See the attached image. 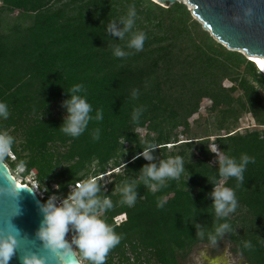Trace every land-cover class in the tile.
I'll use <instances>...</instances> for the list:
<instances>
[{"label":"trees","instance_id":"trees-1","mask_svg":"<svg viewBox=\"0 0 264 264\" xmlns=\"http://www.w3.org/2000/svg\"><path fill=\"white\" fill-rule=\"evenodd\" d=\"M132 4L137 12L133 31L147 37L139 52L125 47L127 36L118 40L103 31ZM0 5L32 16L29 25L13 23L0 32V101L10 112L0 120V132L14 138V161L4 160L10 171L24 161L25 174L34 173L39 188L47 189L44 203L52 194L66 196L69 183L124 164L108 188H101L113 207L100 216L121 237L105 264H179L196 246L211 245L207 236L195 235L193 225L212 231L217 223L206 178L218 167L208 150L213 136L225 154L254 158L243 185L236 187L234 178L216 181L233 187L238 201L236 211L225 218L232 231L216 245L228 243L248 264H264V74L253 61L216 42L178 2L168 8L151 0H0ZM112 43L130 55L114 57ZM256 81L261 92L255 90ZM75 84L84 86L81 94L92 105V115L101 109L103 119L90 121L84 133L72 138L59 127L65 118L61 102ZM204 101L213 128L191 137L189 120ZM137 107L144 111L134 123ZM244 115L254 127L240 132ZM96 128L100 138L94 141ZM137 129L145 130L143 140ZM145 142L157 145V161L182 156L187 171L155 193L137 181L136 203L128 207L119 202L116 189L148 163L132 159ZM53 185L60 187L53 190ZM160 199L166 201L163 207H157ZM120 216L123 220L116 224ZM246 241L251 249L244 248Z\"/></svg>","mask_w":264,"mask_h":264},{"label":"clouds","instance_id":"clouds-1","mask_svg":"<svg viewBox=\"0 0 264 264\" xmlns=\"http://www.w3.org/2000/svg\"><path fill=\"white\" fill-rule=\"evenodd\" d=\"M250 14L251 9H246L244 15ZM136 17L135 5H129L127 13L119 19L108 21L104 25L103 31L111 37L118 38V40H125L127 36L125 47L136 52L142 51L147 37L143 31H133ZM110 47L112 55L116 58H125L130 55L117 43H112ZM260 87L261 84L256 81L255 90L261 92ZM84 92L85 89L82 84H75L65 92L68 98L61 102V107L65 111V118L59 129L72 138L79 137L84 133L90 121L103 119L101 109H96L95 115H92L93 107L87 101L86 95L81 94ZM136 97L137 91L133 89L132 98L135 99ZM143 111V107L135 108L131 120L134 123L138 122ZM9 115L7 103L0 101V120L7 119ZM42 115L43 110L40 118ZM99 138L100 129L96 128L92 132V139L95 141ZM13 144L14 138L11 135L0 132V161L6 159ZM156 149L155 143L145 142L141 151L132 157L133 160L142 157L148 163L140 167L138 176L125 179L121 186L116 189L120 194L119 202L121 204L132 207L136 203L137 181L142 182L144 186L155 193L165 186L167 180L178 179L187 171L182 156L176 155L166 160L157 161L153 155ZM208 150L215 154L214 161L218 163L216 174L210 177L205 176L207 182L212 185V190L207 193V196L212 201L211 207L217 223L212 231H206L205 227L199 224H194L193 227L196 229L195 235L197 237L204 239L207 236L209 243L214 246L219 237L232 231L230 223L225 218L234 213L238 206L234 188L217 184L216 181L218 178H223L225 181L234 178L237 182L236 187L243 185L246 167L249 163L254 162V158L247 154H241L239 158L227 155L219 150L215 144ZM208 165L211 167V163ZM123 166L125 167L124 164ZM19 167H25V162L20 161ZM67 186L70 191L66 197L60 198L52 194L43 204L39 205L42 220L35 232V239L40 242L42 248L57 255L60 259L71 255L78 256L83 264H105L107 254L121 239L113 227L100 216L101 213L113 207V202L109 196L101 192L102 184L98 182L96 177L84 179L75 184L69 183ZM54 187L59 189L60 185H54ZM36 190L28 191L35 192ZM42 191H47V189H42ZM0 196H6L10 201H14L18 196V189L14 184L0 183ZM165 202L164 199H160L157 207H163ZM18 214L19 208L15 205V212L12 216ZM70 232L72 233L70 240L65 239L66 234ZM18 236H20V231L10 222L9 218L4 228L0 229V264H8L18 249ZM252 247L250 241L244 243V248L251 249ZM20 261L21 264H45L44 258L37 257L34 253L23 254Z\"/></svg>","mask_w":264,"mask_h":264},{"label":"water","instance_id":"water-1","mask_svg":"<svg viewBox=\"0 0 264 264\" xmlns=\"http://www.w3.org/2000/svg\"><path fill=\"white\" fill-rule=\"evenodd\" d=\"M151 1L163 8L176 2L184 4L191 16L216 42L230 51L243 54L251 61L252 57L258 58L264 69V0ZM246 9H251L250 15H244ZM0 183L14 184L18 189L14 201L0 196V229L4 228L10 218V222L20 231L17 237L18 249L8 264H21L20 257L23 254L33 253L43 257L45 264H82L78 256L69 255L60 259L41 247L35 239V232L42 220L39 205L43 202L36 192L28 191L34 189L17 183L4 161H0ZM14 204L19 208V214L12 216L15 212Z\"/></svg>","mask_w":264,"mask_h":264},{"label":"rangeland","instance_id":"rangeland-1","mask_svg":"<svg viewBox=\"0 0 264 264\" xmlns=\"http://www.w3.org/2000/svg\"><path fill=\"white\" fill-rule=\"evenodd\" d=\"M1 7L2 6L0 5V32H5L7 30V28L9 26H11L13 23H20L23 25H29L32 21V16H30V15H23V14L19 13L18 11L8 12L5 9H1ZM208 106H209V102H207V101L202 102L199 114L193 116L189 120L190 126H191V132H192L191 137H201V136L205 135L206 131L212 130L213 120H212V118H210L208 116V114L206 112V109L208 108ZM253 127L254 126H253L252 118L249 115H244L239 121V128L237 129V131L243 132L244 129H247V128L251 129ZM136 132L139 134V137L141 140H143L145 138V136H146L145 130L137 129ZM179 139H183V137L180 136ZM209 139L213 145L214 143L212 141L214 140V137L211 136ZM210 149H211V147H210ZM7 157L10 159V161H14V158H13L14 156L11 154V152L8 153ZM118 161H119V163L123 162L122 159H120ZM122 166H123V164L120 165L119 167H116L113 169L114 166L110 165L104 174L95 176L98 179V182H100L102 184V187L104 188V190H106L108 188V186L110 185V183L113 181V178H114L113 175L117 174V173H121L123 171ZM11 173H12V175H14L17 178L20 177L18 167H16V169L14 171H11ZM21 176H22V180L25 183L36 186V188L38 189L37 194L39 196L44 197L46 195L45 191H42V188H39V185L35 180L34 173L31 174L30 176L29 175H21ZM92 177H94V176H89V178H92ZM222 183H223V180L220 182V184H222ZM52 189L53 190L56 189L54 187V185L52 186ZM67 191L69 192L70 189L68 188ZM57 196L60 198L66 197L63 194H59ZM121 217H123V216H120L114 220L116 224L120 223L121 220H123V219H121ZM71 235H72L71 232L66 234V239L70 240ZM226 244H228V243H226ZM226 244L224 243V245H226ZM226 247H228L230 249L229 251L226 250V256H227L229 264H244V262H246L243 257L232 252V250H231L232 245L228 244ZM203 250H204L203 245H199L198 247H196L194 249L190 258L181 260L179 262V264H200L199 259H198V256H199L198 253L203 251ZM79 260H80V258H79ZM80 262L83 264V262L81 260H80Z\"/></svg>","mask_w":264,"mask_h":264},{"label":"flooded vegetation","instance_id":"flooded-vegetation-1","mask_svg":"<svg viewBox=\"0 0 264 264\" xmlns=\"http://www.w3.org/2000/svg\"><path fill=\"white\" fill-rule=\"evenodd\" d=\"M227 245L228 244L224 245V243L223 244H217L214 246L203 244L204 250L198 253L199 254V256H198L199 263L200 264H229L227 256H226V250L229 251L230 249L228 247H226ZM198 246H196V247H198ZM194 249L187 255V257L185 259L191 257ZM244 264H248V263L244 262Z\"/></svg>","mask_w":264,"mask_h":264},{"label":"built area","instance_id":"built-area-1","mask_svg":"<svg viewBox=\"0 0 264 264\" xmlns=\"http://www.w3.org/2000/svg\"><path fill=\"white\" fill-rule=\"evenodd\" d=\"M10 153V152H9ZM14 158V157H13ZM18 171H19V173H20V177L19 178H17V177H15L14 175H13V177L15 178V180L17 181V183L18 184H21L22 186H27V187H30V188H32V189H34V190H36L37 188H36V186H34V185H31V184H28V183H25L23 180H22V176L21 175H31V174H33L32 172L31 173H29V174H25L26 173V170H25V167H23V168H21V167H19L18 166ZM36 193H38V189L35 191ZM38 195V194H37ZM39 196V195H38ZM40 197V199H42L43 197H41V196H39ZM57 202H59V201H57Z\"/></svg>","mask_w":264,"mask_h":264},{"label":"bare ground","instance_id":"bare-ground-1","mask_svg":"<svg viewBox=\"0 0 264 264\" xmlns=\"http://www.w3.org/2000/svg\"><path fill=\"white\" fill-rule=\"evenodd\" d=\"M251 59L254 60L256 66L261 70V72L264 73V69L260 66L259 63H257L258 58H256V57H252ZM18 183H19V182H18ZM19 185H21V184H19Z\"/></svg>","mask_w":264,"mask_h":264}]
</instances>
